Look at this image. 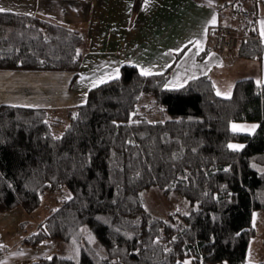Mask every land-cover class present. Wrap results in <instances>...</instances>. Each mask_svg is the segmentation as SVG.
<instances>
[{"label":"trees","instance_id":"1","mask_svg":"<svg viewBox=\"0 0 264 264\" xmlns=\"http://www.w3.org/2000/svg\"><path fill=\"white\" fill-rule=\"evenodd\" d=\"M245 2L223 0L221 12L232 5L238 24L219 22L215 30H238L245 38L236 53L258 58L264 41L256 37L258 24L241 17ZM258 2L264 14V0ZM139 6L136 0L133 8ZM85 46L81 29L35 13L0 12V68L73 70L75 79ZM171 68L142 76L125 63L119 77L63 109L0 104V210L33 211L54 195L60 205L22 244L62 240L72 253L27 264H264L246 257L253 210L264 211V85L241 77L226 96L200 74L165 88ZM146 94L152 99L140 103ZM234 120L259 127L233 132ZM229 141L245 147L230 149ZM152 187L179 196L182 208L153 213L144 199Z\"/></svg>","mask_w":264,"mask_h":264},{"label":"rangeland","instance_id":"2","mask_svg":"<svg viewBox=\"0 0 264 264\" xmlns=\"http://www.w3.org/2000/svg\"><path fill=\"white\" fill-rule=\"evenodd\" d=\"M61 1L65 3V7L58 6V9L54 11L55 13H53V16L56 15V19L67 22L71 26H80L83 29L82 31L86 35V46L84 48L83 63L77 70L79 74L75 79H73L75 74V71L73 70H48L56 71V73L60 74L49 77L44 76V81H42H51L56 83L60 88V91H63L67 96H71L74 100H85L88 95V90L91 87V82L94 79L104 75L107 72H111L116 67H119L121 70V66L128 60H132L135 62L134 64L138 63L141 66L154 65V72H159L161 69L163 71L168 67L169 64L172 65V68L169 72L168 82L176 77H178L182 82L183 79L188 78V76L200 74L199 70H203L205 65L212 66V63L214 62L207 58L208 53L202 55V50L204 47L203 44H205L206 41L213 42L216 38V26H214L216 23L213 26L208 24L207 36L206 38L203 36V30L206 26V22L211 19L213 15L216 16V21L219 19L216 6L210 5V8L212 9L210 10L207 8L209 6L205 3H200L198 5L199 2L197 1L196 3L192 0H183L182 8L180 0H170L168 7L158 9V14L161 15L165 13H178V15H182L185 19V28L183 31L185 41L188 42L195 36L198 40H202V50H199L198 45L195 41H193L191 46L189 43L185 44V42V46L183 45V48H181L179 51L171 52V49H167L165 52L159 54L154 52L157 47H152L150 49L147 45V41L141 38L138 33L135 32L132 37H125L123 38V41H118L114 48L107 47L104 49L102 55L104 57L108 55V61L104 59L105 62L103 61L104 63L102 65L101 61L96 60L99 55L93 51V44H96L97 37L96 28L94 22L92 21L91 15V13L94 12V2L92 0ZM150 3L151 0H149L147 7L150 5ZM40 4L45 5L44 2H41ZM147 7L145 8L143 5V0H140V6L138 8H133L132 17H137L140 9L141 12H150L148 10L150 8L148 7L147 9ZM261 16L264 17V14ZM219 20L221 23L225 22L223 21L224 19L222 15H220ZM138 21V18L134 20L136 28L138 27ZM260 27L262 29V25H260ZM181 50L183 51L178 56V53ZM226 51H228L226 54L231 57L232 61H234L231 54L232 51ZM181 59L183 60L179 63ZM244 59L240 58L239 61H246V59L248 61L252 58ZM201 61L204 62L202 63ZM177 65H186L185 71H187V67L190 65L192 68L190 71L181 74L179 70H175ZM223 65L227 66H221V68H218L214 71L221 76V79L217 77L218 81L216 82V90L218 93L231 92L232 94L236 80L238 78L233 77L236 67H241L240 65L243 64L237 66V63L235 65L226 63ZM232 65H234V67ZM224 75H226V77H224ZM215 76H217V74ZM256 76L257 78L259 77V75ZM85 93H87L86 96ZM150 99H152V96L146 94L140 103L148 102ZM20 100L21 99H16L14 102L20 103ZM45 103V101L41 102L40 100L37 104ZM20 104L27 103L23 101V103ZM232 122L239 124H257L259 127L258 121L234 120ZM258 127L253 133L257 131ZM233 143L243 144V142L240 141H233ZM144 199L147 207L153 213L161 215H166L168 212L173 211L174 209L182 208L181 204L183 203L179 196H176L175 194L165 195L157 187L148 189L144 193ZM59 205L60 202L55 200L54 195L47 194L43 197L40 205L33 211H28L23 206H17L9 210H0V243L4 249V251L0 253V264H27L30 261L39 259L43 256H51L55 252H60L61 254H72L69 252L68 248L65 246L66 244L62 242V240H45L37 246H33L31 244H22V238L26 234L35 231L39 222L45 218L53 208ZM253 213L256 214L255 218L252 215V224L255 229L250 237L246 257L248 261L258 262L264 260V211L261 209H254Z\"/></svg>","mask_w":264,"mask_h":264},{"label":"crops","instance_id":"3","mask_svg":"<svg viewBox=\"0 0 264 264\" xmlns=\"http://www.w3.org/2000/svg\"><path fill=\"white\" fill-rule=\"evenodd\" d=\"M92 1L94 2L93 4L94 12L91 13V15H92V21L94 22L96 28V36H97L96 44L95 45L93 44V51L99 55L96 58V60L101 61L102 65L105 62L104 59L108 61V55H106L105 57L102 55L104 49H106L107 47L114 48L115 44L118 41H123V38L125 37H129V38L132 37L135 32L138 33V35L141 38L147 41V45L150 49L152 47H157L154 50V52L159 54L165 52L167 49H171V52H174L173 49H181L183 48V45L186 42L185 36L183 35V31L185 28L184 17L182 15H178V13H165L163 15L158 14V9L168 7L170 0H151L150 5L148 6L150 9H148L147 7V9L150 12L148 11L141 12L140 9L137 17H132L133 16L132 11L136 0H92ZM180 1H181V6L183 8V0ZM192 1L199 2L198 5L200 3L201 4L205 3L209 6L207 8L210 10H212L210 8V5L216 6L219 19H220V15H222L224 19L223 21H225V23L222 24H227L229 22H232V24L234 23V25L238 24L237 22L238 16L233 14L232 5L227 6L222 11L221 14L220 4L222 3L223 0H192ZM41 2H44L45 5H41L40 4ZM247 2H245V4ZM1 5H3V7L5 8H9L12 10L35 13L37 15L59 21L67 26H71L67 22H64L60 19H56L55 17L56 15L53 16V13H55L54 11L58 9V6L65 7V3H63L61 0H0V6ZM261 15L262 14L260 13L258 7V20H257L258 33L260 34L259 36L261 37V39L264 41V37L261 36V27H260L261 25L260 21L264 20V17ZM233 16H235V19ZM137 18L139 21L137 22L138 27L136 28L134 20H136ZM219 19L216 21V24L219 23L220 21ZM214 24L211 25L213 26ZM257 24L255 22V25ZM71 27L83 30L80 26L78 27L71 26ZM235 31L239 32L238 30ZM218 37L219 34L217 36V32H216V38L214 39L213 42L206 41V43L203 44L204 45L203 50L208 45L211 44L214 45V47H212L211 50L208 52V53H212L213 55L211 56L207 55V58L210 59V61L212 60L214 62L212 63V66L205 65V68H203V70H199L200 74H209L212 77L217 87L216 84V82L218 81L217 77L221 79V76L214 71L218 68H221V66H227L223 64L230 63L235 65L237 63L238 64L237 66H239L240 64L243 65H240L241 67H236V71L233 76L234 78L237 77L240 78L245 76H253L257 78L256 75H259L260 78L264 79V52L258 58H252V59L248 58L249 59L248 61L247 59L246 61H239L240 58L244 59L245 57L239 56L236 53L237 50L236 49L233 50L231 53L234 59V61H232L231 57L226 54V52L228 51L220 48L218 43ZM187 43L188 42H186L185 44ZM191 45L192 44H190V46ZM183 59H181L179 63ZM201 62L203 63L204 61ZM234 65L232 66L234 67ZM185 68L186 65H177L175 70L177 69L181 72V74H183L186 73L187 71H190L192 67L191 65L187 67V71H185ZM59 74L60 73H56V71H48V70H28V69L7 70L0 68V104L11 103V104H19L25 106H47L54 109L55 108L63 109L68 106L76 105L78 103H82V101H85L86 99L77 101L74 100L71 96H67L63 91H60V88L57 86L56 83H53L51 81L43 82L44 76L49 77ZM200 74H193L192 77ZM216 74L217 76H215ZM224 77H226V75H224ZM185 79L187 78H184L183 81ZM16 99H21L20 103H23V101H25L27 104L16 103L14 102ZM40 100L41 102L45 101L46 103L37 104Z\"/></svg>","mask_w":264,"mask_h":264},{"label":"snow or ice","instance_id":"4","mask_svg":"<svg viewBox=\"0 0 264 264\" xmlns=\"http://www.w3.org/2000/svg\"><path fill=\"white\" fill-rule=\"evenodd\" d=\"M149 4V0H143V5L146 8L147 5ZM130 10V9H129ZM6 11H12V9L9 8H4L3 6H0V12H6ZM216 23V16L213 15L211 17V19H209L206 22V26L203 30V36L204 38H206L207 36V32H208V28L207 25L208 24H214ZM261 25H262V29H261V36L264 37V20L260 21ZM193 41L196 42V44L198 45L199 50H202V40H198L195 36L192 38V40L188 41L189 44H191ZM180 49H173V51H179ZM77 52H79V49H77ZM207 55L211 56L213 55L212 53H208ZM125 63L128 64H133L135 63L132 60H128ZM136 67L139 69V73L142 76H151L154 74V65H149V66H141L140 64L136 63ZM162 71V69H161ZM120 76V69L119 67L114 68L111 72L105 73L104 75L99 76L98 78L94 79L91 82V86L92 87H96L98 84L104 83L105 80L108 79H112L113 77H119ZM194 77L192 76H188L187 79H185L184 81H180L178 77L174 78L173 80L167 82L164 84L165 88H174V89H178L181 88L183 86V84L187 83L188 79H193ZM256 84L257 85H264V79L262 78H256ZM221 95H231V92H227V93H220ZM87 95V93H85V96ZM84 102V101H82ZM113 123H116L115 121H113ZM258 127L257 124H239L236 122H232L231 123V130L233 132H247V133H253L255 131V129ZM228 148L233 149V150H239L245 147L244 144L241 143H233L231 141L228 142ZM253 167H257V165L255 163H253L252 165ZM228 168H230V166H227V168L225 170H228ZM261 171H264V169H261ZM67 199H71V196L66 197ZM255 213H253V216L255 218ZM128 235H131V233H128ZM237 235H239V233H237ZM89 241H93L95 238L94 236H92L91 234L88 236ZM157 240L160 239V237L156 238ZM175 239V237L173 238ZM73 242L75 243V238H73ZM75 255L72 257L73 259H75L76 256L79 255V251H80V246L78 244H76L75 248L73 249ZM164 251H169L168 248H165ZM48 259H52V257H48ZM179 264V262H178ZM183 264H190V258L189 259H185L183 261ZM224 264H227V261L224 262Z\"/></svg>","mask_w":264,"mask_h":264},{"label":"built area","instance_id":"5","mask_svg":"<svg viewBox=\"0 0 264 264\" xmlns=\"http://www.w3.org/2000/svg\"><path fill=\"white\" fill-rule=\"evenodd\" d=\"M241 16L244 19H252L256 22L258 20V0H249L243 7ZM257 38H260L259 34L256 35ZM245 36L233 29L228 27L221 28L219 34V46L224 50H236L241 41Z\"/></svg>","mask_w":264,"mask_h":264}]
</instances>
